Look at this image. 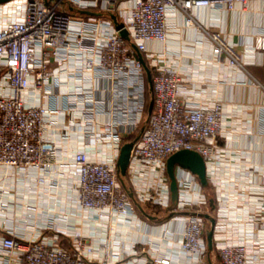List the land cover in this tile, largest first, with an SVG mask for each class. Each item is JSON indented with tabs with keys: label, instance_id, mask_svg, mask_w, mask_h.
Masks as SVG:
<instances>
[{
	"label": "built area",
	"instance_id": "1",
	"mask_svg": "<svg viewBox=\"0 0 264 264\" xmlns=\"http://www.w3.org/2000/svg\"><path fill=\"white\" fill-rule=\"evenodd\" d=\"M126 1L125 13L118 16L116 4ZM248 0H4V17L0 18V166L53 169L58 145L49 135L53 129L67 130L77 126L87 137L89 146L106 142L109 154L94 157L86 147L75 148L68 161L75 178L77 204L93 220L103 221L112 214L121 221L134 217L133 203L117 177L116 156L121 131L134 127L142 110L143 52L151 67V107L144 125L129 148L127 165L137 172L155 176L154 194L147 193L150 181L136 183L137 198L154 196L167 204L168 177L165 156L180 147L196 149L205 163L207 182L215 184V167L221 150L213 138L221 124L222 108L210 103L180 97L182 85L176 67L158 59L146 48L148 39L164 40L167 15L172 9L182 12V23L200 30L210 50L222 54L230 65H242L232 41L219 30H209L195 18V6H214L223 10L244 6ZM264 2V0H260ZM90 9L92 12L80 11ZM116 22L120 25L116 26ZM125 29V35L120 33ZM253 48L264 46V34L256 32L248 41ZM54 62L53 65L50 61ZM69 61V63H66ZM100 76L114 82L112 104L95 94L94 80ZM50 82V83H49ZM250 82L260 86L264 110V83L253 76ZM32 88L33 97L23 93ZM64 96L66 104L40 102V95ZM130 97L132 107L115 109V100ZM262 110V111H263ZM99 112L109 114L98 118ZM60 113L61 116H56ZM264 118V113L261 115ZM47 127L50 129L49 132ZM177 196L173 208L186 207L181 215L176 248L188 259L204 263L208 252L204 236L201 205L207 204L206 192L196 174L174 164ZM139 184L141 186H139ZM135 186V187H136ZM0 187V195L6 192ZM7 200L0 196V211ZM211 245L219 264H248V247L243 239L214 230ZM116 241L104 237L96 243L86 235L72 233L68 246L55 239L32 236L22 238L11 229L0 236V264H116L119 260ZM168 262V255H155L152 261Z\"/></svg>",
	"mask_w": 264,
	"mask_h": 264
},
{
	"label": "crops",
	"instance_id": "2",
	"mask_svg": "<svg viewBox=\"0 0 264 264\" xmlns=\"http://www.w3.org/2000/svg\"><path fill=\"white\" fill-rule=\"evenodd\" d=\"M5 5L0 1V18L5 15ZM126 6V1L116 4L119 17L124 15ZM192 12L202 26L219 30L226 40L233 42L242 65L227 64L222 54H214L200 30L183 25L179 9H172L167 15L165 39H148L146 48L160 51L157 58L176 67L182 85L181 98L221 104V124L213 138L221 150V160L214 166L217 182L208 181L209 187L203 186L206 197L207 189L211 192L213 206L207 197V204L201 205L202 212L214 216V230L245 241L248 264H264V118L261 117L264 110L260 86L250 82L253 76L264 83V46L256 49L248 42L254 33L264 34V2L248 0L244 6L226 10L202 5L193 7ZM140 55L147 66L143 52ZM143 70L142 110L136 125L121 131V142L130 139L126 136L136 134L146 117L151 67H148L149 79L144 66ZM94 83L98 87L95 94L111 106L109 98L113 95L114 82L100 76ZM23 96L27 101L32 99L30 86ZM39 100L66 104L59 93L40 95ZM114 106L117 111L124 106L132 107L133 100L130 97L116 99ZM97 115L102 120L109 114L99 112ZM45 131L50 129L47 127ZM51 131L49 135L59 147L58 160L68 161L72 151L80 146L86 147L94 157L109 154L106 142L89 146L87 137L77 126L66 131ZM58 160L53 169L44 171L33 167L0 166V187L7 189L0 195L7 200L6 207L0 211V236L11 229L22 238H53L68 246L69 236L78 232L92 243L102 237L107 241L115 240L120 255L116 264H142L152 256L165 254L169 256L168 262L155 260L149 264H219L213 244L207 249L204 263L188 259L177 250L181 215L186 207L173 208L170 198L167 204L156 202L154 196L137 198L139 180L152 182L146 188L147 193H155L158 182L153 174L134 171L130 165L123 173L117 170V177L133 203L134 217L123 222L112 214L103 222L93 220L89 212L77 204L74 175L67 165H58Z\"/></svg>",
	"mask_w": 264,
	"mask_h": 264
},
{
	"label": "water",
	"instance_id": "3",
	"mask_svg": "<svg viewBox=\"0 0 264 264\" xmlns=\"http://www.w3.org/2000/svg\"><path fill=\"white\" fill-rule=\"evenodd\" d=\"M0 1H4V0H0ZM80 11L92 12V10L90 9H80ZM115 24L116 26H118L120 25V22H116ZM119 31L122 35H125L126 33L124 28H120ZM143 66L146 72V76L149 79L148 67L145 64H143ZM150 107H151V98L149 99L147 104L146 114L149 112ZM143 125L144 122L140 125L139 130L134 135V137L140 132ZM131 141L132 139L124 140L121 142L119 146L118 154L116 156V163H117L118 171L120 173L124 172L125 167L127 165L128 153H129ZM174 164L187 167L188 169L193 171L196 174L201 185H205L207 183V178L205 175V163L201 154L196 149L189 147H180L169 152L164 159V169L168 177L169 198L172 202L175 201L177 196V184L174 175ZM208 201L210 205L213 206L212 197H208ZM201 214L208 220V225L206 228H204V236H205L206 247L207 249H209L212 246L211 235H212V227L214 223V216L207 211L201 212Z\"/></svg>",
	"mask_w": 264,
	"mask_h": 264
},
{
	"label": "trees",
	"instance_id": "4",
	"mask_svg": "<svg viewBox=\"0 0 264 264\" xmlns=\"http://www.w3.org/2000/svg\"><path fill=\"white\" fill-rule=\"evenodd\" d=\"M134 135L135 134H130V135L126 136L125 138H130L131 139ZM204 186H208V183H206ZM207 197H212V202H213V196H212L210 191H207Z\"/></svg>",
	"mask_w": 264,
	"mask_h": 264
},
{
	"label": "rangeland",
	"instance_id": "5",
	"mask_svg": "<svg viewBox=\"0 0 264 264\" xmlns=\"http://www.w3.org/2000/svg\"><path fill=\"white\" fill-rule=\"evenodd\" d=\"M207 191H209V189H207ZM207 225H208V220H207V218H206V219H204V228H206ZM216 254H217V253H216Z\"/></svg>",
	"mask_w": 264,
	"mask_h": 264
}]
</instances>
